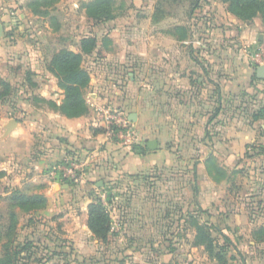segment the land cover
Masks as SVG:
<instances>
[{
  "label": "rangeland",
  "instance_id": "rangeland-1",
  "mask_svg": "<svg viewBox=\"0 0 264 264\" xmlns=\"http://www.w3.org/2000/svg\"><path fill=\"white\" fill-rule=\"evenodd\" d=\"M90 1L46 0L39 7L46 14L12 26L18 44L33 49L27 61L38 73L25 67L23 53L11 63L3 58L0 122L17 119L26 128L27 116L59 112L63 91L44 63L57 49H77L82 37L101 35L106 45L113 35L124 60L120 74L133 79L123 97L140 113L138 136L154 138L159 156L138 164L132 155L146 151L131 148L129 156L118 146L119 159L89 165L81 155L85 173L96 170L94 180L65 182L60 204L46 198L43 208H15L16 230L0 239V257L9 245L16 246L14 264H264L261 15L228 0H112L114 20L96 23L87 16ZM102 57L83 55V68L108 80L113 72ZM18 189L44 196L41 183L27 180ZM10 191L0 185L1 196ZM95 198L110 231L83 256L73 236Z\"/></svg>",
  "mask_w": 264,
  "mask_h": 264
},
{
  "label": "crops",
  "instance_id": "crops-1",
  "mask_svg": "<svg viewBox=\"0 0 264 264\" xmlns=\"http://www.w3.org/2000/svg\"><path fill=\"white\" fill-rule=\"evenodd\" d=\"M29 1L30 0H0V44H7L6 46L5 44H3V46L0 45V71H2L3 75L5 73L3 58L5 56L9 58V63H11L10 59L16 58L18 54L23 53L27 61L29 58L28 56L34 53L33 49L27 47L26 44H18L19 41L12 32L15 31V29L13 30L15 27L12 26L18 25L19 27L23 23H28L31 19L33 20L37 17H41L32 14L28 9L27 3ZM8 29L11 30V32L6 33ZM107 36L109 37V41L105 45L100 41L103 36L97 35L99 42L95 52H101L103 55L102 61H105L110 66L113 73L108 75V80H105V77L103 78L102 76H90L88 86L89 92L86 98L88 114L82 117L68 118L58 112L48 110L43 114H37L38 116H27L29 120H26V122L28 121L26 128L23 127L22 122L13 119L16 121L14 125L15 130L13 127V130H10V132L6 130L7 123L10 119L0 122V171L5 172L0 185H4V190L8 191L13 188H19L24 181L27 180L33 184L41 183L44 185L43 193L48 203L50 200H54L55 203L61 200L59 202L60 204L65 197L64 188L68 187V185L61 179L49 176L47 171L60 163L67 156L66 150L68 148L83 155L86 160L89 161V165H94L96 162H101L102 160H104L102 161L103 163L108 161L112 162L120 158L121 151L119 149L117 150L119 145L112 141H107L103 134L97 131L99 126L95 124L94 108L97 105L112 103L125 111L128 115H133L135 118L133 122L135 127L140 119V113L135 111L136 109L134 108H129L132 102L130 101V103L123 97L131 86L133 79L129 74L126 75V78L123 77L124 75L120 74L119 68L122 66L121 62L124 61L120 59L122 53L121 45L113 35ZM9 39H11V41ZM69 50L77 52L79 48L77 46V49L70 48ZM23 55L18 56L20 57ZM1 63L3 65H1ZM94 65H96V63ZM35 66L38 65L31 60L30 63L29 61L26 62L25 67L38 73V71L35 70ZM41 69L47 71L46 63H44ZM57 87L56 84V88ZM62 98L63 95H61V99ZM30 130L32 132H30ZM149 140L155 139L148 137L142 132L139 133L138 143L147 148L144 155H132L134 152L128 149L122 151L123 153H129V156L132 155L134 161L138 164L146 165L147 161L152 160L153 157L157 158V156H159L156 150L158 147L157 142L154 149H149L147 147ZM90 171V173L86 174L84 178L85 181L94 180L92 178L95 176L96 170L91 169ZM84 198L89 199L88 196H84L82 199ZM85 216V210L81 211V217L84 221L83 227L80 232L74 233L73 236L74 245L83 256L87 254L84 252H88V250L92 248V242L95 244L100 242L98 239L90 237L92 234L85 222ZM111 228L113 230H119L121 227L111 224ZM81 234H84L85 237L82 238Z\"/></svg>",
  "mask_w": 264,
  "mask_h": 264
},
{
  "label": "trees",
  "instance_id": "trees-1",
  "mask_svg": "<svg viewBox=\"0 0 264 264\" xmlns=\"http://www.w3.org/2000/svg\"><path fill=\"white\" fill-rule=\"evenodd\" d=\"M56 1V0H51ZM229 4L237 9L249 12V15L259 13L264 22V0H228ZM46 0H30L27 3L28 9L32 14L43 16L46 12L39 9L41 4H45ZM112 0H91L86 4L87 16L98 22H108L114 20V15L109 13ZM106 37H102L100 41L105 43ZM99 42V38L95 35L92 37H82L79 43V51L74 52L69 49H59L51 55L50 60L46 64L47 71L52 74L57 82V86L63 91V98L59 105H55L58 113L68 117L77 118L88 114V106L84 97V90L88 88L90 82L89 72L83 68V55L92 53ZM30 73H28L29 75ZM6 88L8 83H2ZM102 133L103 129L99 127L97 130ZM138 148L137 152L146 151L145 146L140 143L134 145L132 149ZM251 148V147H250ZM131 149V150H132ZM252 149H255L252 146ZM67 155L72 154L75 150H66ZM251 156L253 152L249 153ZM248 156V154H247ZM67 183V182H66ZM70 183V182H68ZM71 184V183H70ZM0 202L3 209L0 210V239L10 238L16 230V214L15 208L25 209L28 207L46 205L44 196L27 193L21 189L13 188L9 194L0 195ZM107 213L98 198L87 206V227L94 238L102 242L107 238L105 234L110 231V223H108ZM16 246L7 245L4 254L0 257V264H14L13 258L16 252Z\"/></svg>",
  "mask_w": 264,
  "mask_h": 264
},
{
  "label": "built area",
  "instance_id": "built-area-1",
  "mask_svg": "<svg viewBox=\"0 0 264 264\" xmlns=\"http://www.w3.org/2000/svg\"><path fill=\"white\" fill-rule=\"evenodd\" d=\"M97 124L103 129L107 141L117 143L126 149L138 144L139 136L130 116L112 103L97 105L94 108ZM86 161L77 152L68 154L60 163L47 171L48 175L65 182L78 183L85 177Z\"/></svg>",
  "mask_w": 264,
  "mask_h": 264
},
{
  "label": "water",
  "instance_id": "water-1",
  "mask_svg": "<svg viewBox=\"0 0 264 264\" xmlns=\"http://www.w3.org/2000/svg\"><path fill=\"white\" fill-rule=\"evenodd\" d=\"M1 29V28H0ZM257 76L259 77V78H262V77H264V66H259L258 68H257ZM130 116V115H129ZM130 120L132 121V122H134L135 121V118L133 117V115H131L130 116ZM16 124V121L15 120H13V119H10L9 121H8V123H7V126H6V130H7V132H10V130H12V128L14 127V125ZM147 147L149 148V149H154L155 147H156V141L155 140H149L148 141V143H147Z\"/></svg>",
  "mask_w": 264,
  "mask_h": 264
}]
</instances>
